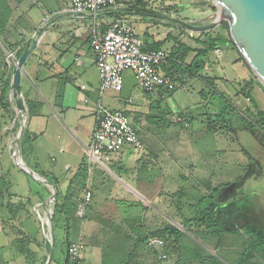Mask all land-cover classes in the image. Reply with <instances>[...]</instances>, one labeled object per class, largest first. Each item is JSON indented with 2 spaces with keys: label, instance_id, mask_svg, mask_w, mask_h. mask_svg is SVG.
<instances>
[{
  "label": "rangeland",
  "instance_id": "obj_1",
  "mask_svg": "<svg viewBox=\"0 0 264 264\" xmlns=\"http://www.w3.org/2000/svg\"><path fill=\"white\" fill-rule=\"evenodd\" d=\"M69 1L27 0L26 3H23L22 8L25 11L24 23L28 27L34 26L48 12L67 5ZM128 1L138 9H142L144 6L151 11V15L138 14L137 18L142 22H136V31L143 34L147 30L155 34L156 37H160V40L166 43L162 45L163 48L168 51L177 45L175 39L190 46L196 45V39L189 36L190 30L182 27L180 23H195L197 25L209 23L214 21L216 16L219 19L220 13V8L212 0H207L208 4L203 6L194 4L204 0ZM224 24L229 26L225 18L222 20V25ZM213 30L216 33L223 29L217 27ZM195 33L199 35V32ZM225 33L231 37L229 29ZM237 49L230 44H224L221 58H217L215 53L209 56L212 68L206 67L203 74L216 77L217 91L211 89L204 81L194 78L189 79L184 86L180 84L174 91L167 93L163 100H156L143 92L133 72L128 70L124 73L125 84L122 95L111 91L105 96V103L111 104L110 106L118 102L123 105V100H131V103H126L129 108L131 107V110L129 109L130 118L134 126L141 129L144 139L147 137L159 138L162 141L164 138V141L168 138L180 139V143H183L182 139H190L194 142L195 146L193 145V147L186 143L173 146V144L170 145V142H164L166 145H156L154 148L163 150V153H160L161 157L177 156L178 153L175 150L181 149L180 161L186 164L200 163L204 167L209 166L214 172L215 186L230 182L233 184L230 191L232 193L238 191V194L241 195L237 201L232 198L230 191L228 194L227 192H225L226 194H215L218 201H221L220 205L226 203L219 214L221 218H224V224L220 225L217 228V234L213 233L210 238L201 234H196L195 237L194 234L188 233V237L185 239V242L192 246L199 244V251L203 255H208L210 252L225 264H238L242 246V239L238 236V232L245 235L252 230L255 236L264 235V126L262 125L261 129L255 125L256 118L246 113V107H251L254 113L256 112L255 108L244 94H237V92H241L242 86L240 85L247 78L254 77L259 82L260 80L251 68L249 72L245 61L241 59L242 54ZM18 60L16 63L10 62L9 64L13 72ZM35 64L37 65V60L35 56H31L25 70L23 68L22 90L25 94L29 92L33 97H42V85L29 72ZM261 85L264 89V85L262 83ZM257 86L258 83L254 81L253 96L264 110V91L259 92ZM223 93L225 94L223 95ZM23 99L25 98L23 97ZM12 101L16 116L13 119L7 118L0 145V155L4 153L13 157V150L15 149L19 153L22 147L23 135L21 131L23 125L26 129L28 111L20 115L16 101L14 99ZM121 104L120 106H122ZM138 112L141 117L136 118ZM183 114L186 117L194 118L189 127H185L183 122H179ZM16 121H18V125H16ZM229 121L233 127L230 131L226 130L224 126L229 125ZM209 124L212 125L214 131L206 132V127ZM32 128H34V123H32ZM41 142H48V148H51V139L48 136L35 142L36 149H40L37 144L40 145ZM192 148L195 150L192 151ZM52 153L58 154L55 151ZM41 154L44 165L52 166L49 153L42 152ZM13 169L12 166L13 178L19 180V185L14 187L12 194L9 195L11 206H5L4 209L0 207V264H47L49 258L52 262V255L54 259L51 264H64L66 246L63 244V240L66 237V230L64 227L58 226L54 231L51 220V216L54 214L55 199L51 198V201L44 206L39 204L40 200L45 201L47 197L53 195L54 190L49 191L44 184H39L34 180L26 182L24 175L14 172ZM253 169H257L258 172L254 173ZM184 172L190 176L189 169ZM197 179L191 177L190 181H181L180 184L185 188L191 187L197 182ZM152 183L153 187H161V182L158 183L157 180ZM168 186L170 185L167 183L164 188L167 189ZM200 195L199 193L197 196ZM140 200L144 203L142 199ZM206 206L209 205L203 199V202L198 205V210ZM89 211L91 212V209H88V213ZM196 211L191 210L188 205L184 213L187 217V214L188 216L195 215ZM115 212L118 211H102L103 218L98 220V223L102 225V230L105 231L100 236L101 241L79 240L83 246L80 255L82 264H123L122 262L128 258V254L134 251V242L115 240L120 238V235L112 239L118 229L108 224L110 219H115L108 214ZM87 215L82 217L76 213L78 220H75L71 228L72 243L77 241V234H80L81 230H86L90 225L89 220L86 219ZM137 215V211H131L128 217L135 218ZM162 215L160 211L154 212L156 224L162 221ZM139 216L141 215L139 214ZM1 221L9 236L1 232ZM181 229L185 231L183 227ZM225 229L231 231L228 232ZM248 238L245 235V240ZM19 241H25L23 249ZM183 256L185 259L190 258L191 252L187 250L174 251L169 259L159 262L153 252L144 246L137 252V256L130 260L131 264H176L181 258H184ZM257 261L260 262L259 264H264V255L260 256ZM185 264H199V262L187 260Z\"/></svg>",
  "mask_w": 264,
  "mask_h": 264
},
{
  "label": "crops",
  "instance_id": "obj_2",
  "mask_svg": "<svg viewBox=\"0 0 264 264\" xmlns=\"http://www.w3.org/2000/svg\"><path fill=\"white\" fill-rule=\"evenodd\" d=\"M26 1H7L9 11L4 13L7 32L0 36V77L5 73L9 75L11 70L7 52L17 54L21 47H25V52L28 47L31 48L33 43L35 44L28 59L35 56L37 65L35 64L29 72L42 85V97H33L29 92L25 94L22 90L23 97H27L31 104L28 105L24 99L28 108L26 126L28 140L21 147L19 153L26 166L40 180L18 166L15 149L13 150V157L4 153L0 155V189L3 190V200L0 201V207L4 209L5 206H11L9 195L12 194V189L19 185V180L13 178L12 166L14 172H20L24 175L26 182L34 180V182L44 184L49 191L54 190L53 195L47 197L45 201H39L40 205H47L53 198L55 199V208L56 203L59 202V199H56L57 194L61 195L62 199L71 190L78 195L75 201L77 203L76 213H78V208L84 201L86 192L89 190L92 193L91 201L85 208V216H82L86 217L88 214L86 219L89 220L90 225L86 230H81L80 234L76 233L78 235L76 242L79 240L89 242L102 240L100 236L105 231L102 230V225L98 223V220L103 218L102 211L105 210L118 211L114 214H108V216L118 219L108 221V224L118 229L112 239L120 235L121 237L115 240L136 243L141 234L149 237L152 231L170 223L178 225L181 229L183 224L194 216L187 214L186 217L184 212L188 205L191 210H197L198 205L205 199L211 207H218V197L215 194L218 195L219 186L214 185V172L209 166L204 167L200 163L186 164L180 161L181 149L175 150L178 153L177 156L165 158V156L161 157L160 155L163 150L154 148L156 145H166L164 142H170V145L173 144V146L185 145L186 143L193 147V140L182 139L183 143H180L178 138H175L178 140L168 138L166 141H164L165 138L163 141L159 138L147 137L144 139L141 129L133 124L143 143L142 149L133 150L131 146L126 145L109 159H102L103 164L91 162L88 158L87 149L92 143L101 119L98 103L100 102L106 109L123 112H130L129 109L131 108L126 104L131 103L130 99L126 101L122 99L123 105L121 102L115 103L113 106L105 103V96L111 91L101 93L97 55L91 41L94 35L102 37L112 23L119 19L129 21L136 31V22L142 21H139L138 14L133 11L134 6L128 0H123L116 9L103 11L98 15H72L69 13L72 5V0H70L67 5L48 12L38 24L28 27L24 23L25 11L22 10L23 3ZM48 14L49 16H47ZM48 17L50 19L45 22ZM136 33L143 40L144 49L149 47L145 50L164 49L163 46L152 48L158 43L164 42L155 34L147 30L143 34L138 31ZM189 36L196 39L199 35L190 31ZM1 39H7L13 45V50L8 51L1 44ZM164 44L166 43L164 42ZM191 46L198 47L199 45ZM166 51L170 53V51ZM221 51L223 55V50L221 49ZM208 66L212 68L211 65ZM247 68L250 72L249 65ZM202 75L207 76L203 72ZM189 79L191 78L184 77L181 86H184ZM250 79L247 78L240 86L243 87ZM255 82L258 83L256 87L258 91H264L261 83L256 79ZM82 85H86L87 88L82 89ZM123 90L113 92L121 94ZM167 93L162 92L158 95L148 96L156 98V100H163ZM85 99H88L89 102L86 103ZM247 100L249 101V99ZM136 116L137 118L141 117L139 112ZM193 120V117H186L183 114L179 122H183L185 127H189ZM32 123H34V128H32ZM206 132H212L208 126ZM45 136L51 139V148H48V142H41L40 145L37 144L40 149H36L35 142ZM191 150L193 151L195 148ZM54 151L58 154L52 153ZM42 152L49 153L52 166L44 165L41 158ZM11 161L13 162L11 163ZM188 169L190 176L184 172ZM203 170L204 173H202ZM191 177L198 178L197 182L191 187L181 186V181L187 182ZM155 180L158 183L161 182V187H153L152 181ZM167 183L170 186L165 189L164 185ZM226 183L230 182L223 184ZM230 190L231 187L226 190L227 194ZM29 192L31 193V190ZM199 193L201 194L200 198L197 196ZM231 195L237 201L241 196L238 191L236 193L231 192ZM88 209H91V212L88 213ZM156 210L163 214L162 221L157 224L154 217ZM131 211H137L138 215L135 218L128 217ZM1 224V232L9 236L4 230L2 221Z\"/></svg>",
  "mask_w": 264,
  "mask_h": 264
},
{
  "label": "trees",
  "instance_id": "obj_3",
  "mask_svg": "<svg viewBox=\"0 0 264 264\" xmlns=\"http://www.w3.org/2000/svg\"><path fill=\"white\" fill-rule=\"evenodd\" d=\"M143 1V0H141ZM134 6V10L135 11ZM9 5L7 0H0V36L7 32V22L6 18L4 16V13L8 12ZM136 14L139 15H151L150 9H147L143 6L142 9H138L136 7ZM182 26V25H181ZM183 27V26H182ZM222 28L223 30H219L216 33H214V30H208L204 32H199V36L196 38V44H198V47H192L190 45L185 44L182 41H177L176 46L172 47V50L169 53V57L167 61L162 65L161 70L162 72L169 76L174 84L175 88L172 90L174 91L180 84H183V78L188 77L191 79L199 78L202 79L211 89L214 91L218 90V87L216 86V77H207L203 76L202 72L204 69L211 64L210 62V54L214 53L216 49H222L224 44H230L232 47L236 48V45L232 41V38L225 33L229 26L224 24L218 26ZM217 28V27H216ZM215 29V28H214ZM165 42V41H164ZM158 43L157 46H154L152 48H161V46L164 44ZM1 44L8 50H13V45L10 44L7 39H1ZM149 47H146L145 49H148ZM25 50V47H21V49L17 52V59L21 57ZM238 50V49H237ZM241 59L245 61V59L241 56ZM247 64V63H246ZM248 65V64H247ZM13 71L10 70L9 75L6 73L0 77V143L2 141L3 137V130L5 128V124L7 122V118L11 117L12 119L15 118L16 112L13 108V101L11 100V90H12V79H13ZM255 81V78L252 77L243 87L241 92H238V94H244L246 99H249L252 106L255 108L256 112L252 110L251 107H246V113L256 118L255 125L259 126V128L262 129V125L264 126V110H262L259 103L256 101V99L253 96V83ZM172 91H168L172 92ZM225 93H223L224 95ZM25 100L28 105H30V101L27 97H25ZM127 116H130V112H124ZM247 114V115H248ZM137 118V116H136ZM245 120V119H243ZM16 125H18V121H16ZM225 129L230 131L232 127L231 122L229 121V125H224ZM208 128L210 131H214L211 124L208 125ZM228 128V129H227ZM27 131L25 129L23 137H22V146L27 142ZM232 183H226L221 184L218 187V194H225L226 190L232 187ZM78 195L75 194L73 191H69L67 194H65L62 199L61 195L57 194V198L59 199V202L56 203L54 208V214L52 216V224L55 231V228L58 226H62L66 230V237L63 240V244L66 246V255L64 258V264H82L81 258L75 259L71 253L69 252V246L72 243V239L70 236V230L72 228V224L75 223V220H78L76 216V210H77V203L76 197ZM220 196V195H219ZM3 200V190L0 189V201ZM225 202V201H224ZM221 201H218V207H211L206 206L201 209H197L195 215L188 219L186 223L183 224V228L185 231L180 229V227L170 223L168 225H165L161 228L155 229L150 233L149 236H156L161 237L165 240V247L163 249L164 252H166L169 257H171L172 252H183V251H189L191 252L190 258L185 259L181 258V260L178 261L176 264H185L187 260L189 262L198 261L199 264H225L218 260V258L209 252L207 255H203L198 248V246H192L190 244H187L185 242V239L188 237V233L201 234L206 236L207 238H210L213 233L217 234L218 227L222 224H224V218H221L219 214L223 210L225 206H223L226 203H223L222 205ZM228 232L231 231L230 229H225ZM238 236L242 239V246L240 249L239 254V261L238 264H259L258 258L260 256L264 255V235H258L255 236L254 233L251 231L247 232V235L249 238L245 240V235L241 232H238ZM148 238V235L141 234L138 237L137 242L134 245V251L130 254H128V258L126 260H123V264H131L132 258L137 256V252L142 248L146 247L150 249L146 245V239ZM248 241V242H247ZM21 244V248L23 249V246L25 244V241H19ZM200 247V246H199ZM157 260L159 262H164L160 259H158V250L150 249ZM52 250H50L51 252ZM52 254L53 251H52ZM183 255V254H182ZM53 255H52V262H53ZM169 259V258H168ZM50 262V264L52 263Z\"/></svg>",
  "mask_w": 264,
  "mask_h": 264
},
{
  "label": "built area",
  "instance_id": "obj_4",
  "mask_svg": "<svg viewBox=\"0 0 264 264\" xmlns=\"http://www.w3.org/2000/svg\"><path fill=\"white\" fill-rule=\"evenodd\" d=\"M123 0H72L69 13L72 15H98L103 11L116 9ZM50 17L45 19L47 22ZM91 45L97 55V67L101 78V93L105 91L120 92L124 88V73L132 71L139 86L147 95H157L172 91L175 88L173 80L165 75L161 67L167 61L169 53L164 49H144V42L137 35L129 21L119 19L112 23L106 33L100 37L94 35ZM216 56L222 55L221 49H216ZM10 62L17 61L14 52H7ZM86 89V85L81 86ZM85 102H89L85 99ZM101 114L99 127L96 130L91 145L87 149L91 162L103 164L102 159H109L121 151L126 145L133 150L143 148L140 135L129 116L121 110H110L98 103ZM92 193L88 190L84 201L78 208V215L83 216L86 206L90 203ZM146 245L158 250V259L165 261L169 255L163 251L166 243L161 237L149 236ZM83 246L81 241L73 242L69 252L79 259Z\"/></svg>",
  "mask_w": 264,
  "mask_h": 264
},
{
  "label": "water",
  "instance_id": "obj_5",
  "mask_svg": "<svg viewBox=\"0 0 264 264\" xmlns=\"http://www.w3.org/2000/svg\"><path fill=\"white\" fill-rule=\"evenodd\" d=\"M220 8L223 18L214 19V21L203 24L180 23L186 29L194 32H204L212 30L222 24L225 18L229 24L231 38L245 59L246 63L256 74L260 82L264 85V0H212ZM208 1L204 0L194 5H207ZM35 44L27 48L19 58L14 69L11 98L17 103L19 111L26 113L28 108L22 96V78L24 76L23 68L29 55L33 52ZM25 126H22V135ZM18 166L32 174L40 180L37 175L29 169L21 154L19 153L16 160ZM48 259L47 264H49Z\"/></svg>",
  "mask_w": 264,
  "mask_h": 264
},
{
  "label": "bare ground",
  "instance_id": "obj_6",
  "mask_svg": "<svg viewBox=\"0 0 264 264\" xmlns=\"http://www.w3.org/2000/svg\"><path fill=\"white\" fill-rule=\"evenodd\" d=\"M223 18V15H222V12L220 11V13H219V19H222ZM20 112V115H23V112H21V111H19ZM16 154H15V157H16V160L18 159V152L16 151L15 152Z\"/></svg>",
  "mask_w": 264,
  "mask_h": 264
},
{
  "label": "flooded vegetation",
  "instance_id": "obj_7",
  "mask_svg": "<svg viewBox=\"0 0 264 264\" xmlns=\"http://www.w3.org/2000/svg\"><path fill=\"white\" fill-rule=\"evenodd\" d=\"M254 171H255V169H254ZM256 172H258V170H256ZM256 172H255V173H256Z\"/></svg>",
  "mask_w": 264,
  "mask_h": 264
}]
</instances>
